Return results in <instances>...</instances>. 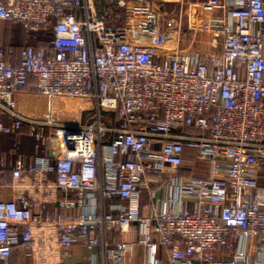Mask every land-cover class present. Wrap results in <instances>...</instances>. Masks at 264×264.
Masks as SVG:
<instances>
[{"label":"built area","instance_id":"2783aa9c","mask_svg":"<svg viewBox=\"0 0 264 264\" xmlns=\"http://www.w3.org/2000/svg\"><path fill=\"white\" fill-rule=\"evenodd\" d=\"M147 1L0 0V139L27 124L34 148L11 166L0 156V190L13 193L0 199V264L16 250L62 264L77 241L105 250L115 229L118 246L147 247L143 264H264V0H209L226 11L221 50L165 53L116 26ZM8 20L24 27L18 63L1 39ZM20 89L51 109L23 111Z\"/></svg>","mask_w":264,"mask_h":264},{"label":"crops","instance_id":"0c3cea01","mask_svg":"<svg viewBox=\"0 0 264 264\" xmlns=\"http://www.w3.org/2000/svg\"><path fill=\"white\" fill-rule=\"evenodd\" d=\"M170 17L171 16H169V18ZM186 18H188L189 20L187 19L186 22L183 23L184 21L182 19L181 30L178 35L181 38V43L177 44L176 46H180L184 50H221L223 41V25L226 18V11L223 6L211 7L209 4V0L189 1L186 7ZM183 26L185 27V30ZM2 33L3 29L1 30V36ZM212 41L214 42L212 43ZM31 94H33V92L28 91L27 89H20L14 94L18 105H20V108L25 112H36L35 110L27 109L26 95L29 96ZM4 121L6 123H9L10 120L7 116L4 115ZM20 153L26 155L27 159L31 161V157L34 153L33 145L28 150L21 151ZM17 155L18 154H13L11 152L8 153L7 151H0L2 160L5 161L9 166H11ZM185 157V165L180 168L182 174L187 176L197 174L195 171H193L192 168L189 167V165H192V163H194L192 161L193 157L190 152H186ZM194 165H196L198 169L200 168L197 166L196 162ZM3 180L8 181L9 179ZM12 196L13 193L11 189L0 190V199H10L12 198ZM142 196L144 209L143 211L145 213H149L151 203L148 193L145 191ZM107 235L109 240L111 236H120V240L122 239V235L116 229L108 232ZM137 237L138 231L137 229H134L128 240L132 242L137 239ZM113 246L114 243H111L105 248V250H103L101 246L91 248L85 246L81 241H77V243H75L71 249L64 253V260L62 264H101L104 258L107 260H111L110 253L111 247ZM160 254L161 256L165 257L163 248L160 249ZM147 257L148 251L146 246H137L132 244L127 245L125 256L120 258L119 260L124 264H143L147 260ZM3 264H30V262L22 250H16L9 259L3 261Z\"/></svg>","mask_w":264,"mask_h":264},{"label":"rangeland","instance_id":"374dc122","mask_svg":"<svg viewBox=\"0 0 264 264\" xmlns=\"http://www.w3.org/2000/svg\"><path fill=\"white\" fill-rule=\"evenodd\" d=\"M189 1L193 0H148L147 2H137L136 7L142 10L141 15H137L135 12L133 13L132 8L129 10L126 9L124 10V19L119 21L116 26L124 27L129 31L128 33L134 41L154 44L161 52L165 53L181 43V38L178 35L181 30L182 19L184 21L183 23L188 19L186 18V7ZM159 11L162 14L161 16L156 15ZM169 16L174 17L178 23L169 26ZM13 37L17 40H22L24 38V31L18 29ZM24 42L25 40L23 39V43ZM213 42L214 41H212V43ZM26 100L27 109L35 110L40 115L49 111L53 102L49 97L34 92L29 96L26 95ZM66 103L74 108H77L79 105V101L74 99H59L55 101L56 107L60 109L64 108ZM196 163L198 167L202 168L207 165L206 161H201L199 159ZM110 240L111 243H114V246L111 247V260L115 259L119 261L120 258L125 256L126 249L117 245L120 236H111ZM119 263L122 262L119 261Z\"/></svg>","mask_w":264,"mask_h":264},{"label":"trees","instance_id":"16d2710c","mask_svg":"<svg viewBox=\"0 0 264 264\" xmlns=\"http://www.w3.org/2000/svg\"><path fill=\"white\" fill-rule=\"evenodd\" d=\"M18 29H22L24 31L22 23L14 20H8L5 23L2 33V42L7 52V58L12 59L16 63L19 62V54L25 44V42L23 43V39L25 40V32L24 38L22 40H17L13 37L14 33H16ZM52 37L53 32L51 29L42 31L39 34V39L34 44L38 48H51L50 40ZM10 51H12V53H10ZM28 129V125L24 124L21 128V136L19 138H16L13 134L2 135L0 139V151L2 150L7 151L8 153L11 152L13 154H18L21 151L28 150L30 147H32L33 140L29 137ZM3 179H11V172L10 170H7L0 166V180Z\"/></svg>","mask_w":264,"mask_h":264}]
</instances>
